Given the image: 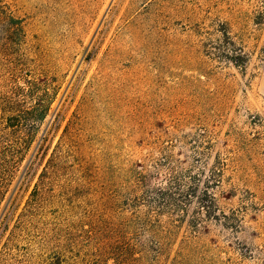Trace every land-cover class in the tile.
Listing matches in <instances>:
<instances>
[{"label":"rangeland","instance_id":"rangeland-1","mask_svg":"<svg viewBox=\"0 0 264 264\" xmlns=\"http://www.w3.org/2000/svg\"><path fill=\"white\" fill-rule=\"evenodd\" d=\"M263 10L0 0V264H264Z\"/></svg>","mask_w":264,"mask_h":264},{"label":"trees","instance_id":"trees-1","mask_svg":"<svg viewBox=\"0 0 264 264\" xmlns=\"http://www.w3.org/2000/svg\"><path fill=\"white\" fill-rule=\"evenodd\" d=\"M254 21L258 25H264V10L259 13L258 17H256ZM225 35L229 38L228 32L225 33ZM224 55H226L225 57H228V59H230L236 66H243V67L246 66V62H244L246 60H244V58H247V56L245 54H237V55L229 56V54L225 53ZM261 56L264 57V46L261 48ZM156 189L162 194L168 192L167 189H162L161 187H156Z\"/></svg>","mask_w":264,"mask_h":264}]
</instances>
